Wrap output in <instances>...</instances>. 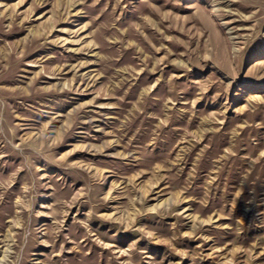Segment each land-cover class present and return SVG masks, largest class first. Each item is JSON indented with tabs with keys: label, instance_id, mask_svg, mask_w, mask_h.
<instances>
[{
	"label": "rangeland",
	"instance_id": "1",
	"mask_svg": "<svg viewBox=\"0 0 264 264\" xmlns=\"http://www.w3.org/2000/svg\"><path fill=\"white\" fill-rule=\"evenodd\" d=\"M0 264H264V0H0Z\"/></svg>",
	"mask_w": 264,
	"mask_h": 264
}]
</instances>
